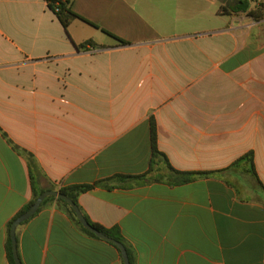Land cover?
<instances>
[{
    "label": "crops",
    "instance_id": "obj_1",
    "mask_svg": "<svg viewBox=\"0 0 264 264\" xmlns=\"http://www.w3.org/2000/svg\"><path fill=\"white\" fill-rule=\"evenodd\" d=\"M71 1L88 22L65 28L46 0H0V264L32 199L14 145L41 188L94 185L79 205L130 264H264V16L220 14L222 0ZM152 120L169 162H154ZM17 239L23 264H125L56 202Z\"/></svg>",
    "mask_w": 264,
    "mask_h": 264
},
{
    "label": "trees",
    "instance_id": "obj_2",
    "mask_svg": "<svg viewBox=\"0 0 264 264\" xmlns=\"http://www.w3.org/2000/svg\"><path fill=\"white\" fill-rule=\"evenodd\" d=\"M48 3V7L50 8V10H52L57 18L59 19V21L61 22V24L65 27L68 28L70 26V24L77 20V19H81L86 21L85 19H83L82 17H80L77 13H75L73 11V7H72V1L71 0H46ZM251 7V2L250 1H243L242 3L235 5V6H231L228 5L226 3V0L221 1V5H220V14L223 15H231L234 13H239V12H244L247 13L248 15H250L251 17L255 18V19H259L262 16H264V5L261 3L257 9H252ZM88 22V21H86ZM116 38L120 43L122 44H126L125 41ZM90 43H92L93 41H89ZM95 46H97L95 44ZM0 131H2L0 129ZM3 135L5 138L8 139V135L5 134L3 132ZM9 140V139H8ZM9 142L12 144V141L9 140ZM151 143H152V151H153V159L154 162L156 159H164L166 162H169L166 155L163 154L159 149H158V144H157V126L154 120L151 121ZM14 148L23 156H25L28 159V163L30 166V172H31V182H32V199L30 200V202L10 221V223L8 224V229H7V254H8V259L10 261V264H15L14 262V258H13V251H12V244H11V226L14 222V220L20 216L22 213H24L25 211H27L33 204L34 202L37 200V198L45 191H49V190H58L61 193L67 195L69 198H71L76 204L79 205V197L81 194L88 192L89 190H91L94 185H90V184H86V185H72V186H62L59 187L58 189L56 188V186L54 184H51L50 188H41L38 185V179L37 177L42 176V171L40 169V167L37 164V161L35 160L34 156L19 148L18 146L14 145ZM242 159H247L248 162H250L252 164V170L251 173L252 175H254V177H257V173L254 167V155L253 153H248L247 155H245ZM151 168L153 169V163ZM169 168L175 172H178L176 169H174L170 163H169ZM180 173V172H178ZM181 175L185 174V173H180ZM126 176H120V178H125ZM190 178H183V181H187ZM260 182V181H259ZM261 184V183H260ZM49 202H56L57 205L87 234L93 236V237H97L94 233H92L91 231H89L88 229H86L85 227H83V225L80 223V221L77 219L73 209L70 207V205L65 202L62 199H58L56 197H48L44 200V202L42 203V206L40 209H42L43 207H45ZM80 207V205H79ZM81 208V207H80ZM82 210V209H81ZM84 213V212H83ZM84 215L86 216V218L88 219V221L97 229H99L100 231L104 232L107 235H113V231L112 230H108L106 228H104L103 226L93 222L85 213Z\"/></svg>",
    "mask_w": 264,
    "mask_h": 264
},
{
    "label": "water",
    "instance_id": "obj_3",
    "mask_svg": "<svg viewBox=\"0 0 264 264\" xmlns=\"http://www.w3.org/2000/svg\"><path fill=\"white\" fill-rule=\"evenodd\" d=\"M226 3L228 5L233 6L236 4V0H226ZM51 196L56 197L58 199H62L65 202H67L70 205V207L73 209L77 219L80 221V223L83 225V227H85L86 229H88L89 231L94 233L97 237L104 239L106 241H109V242L113 243L114 245H116L122 251L124 263L130 264L128 252H127V249H126V246L124 245V243H122L120 240H118L114 237H111V236L105 234L104 232H102L99 229H97L96 227H94L88 221V219L84 215V213L81 210V208L79 207V205L76 204L67 195L61 193L58 190H49V191L43 192L37 198V200L34 202V204L27 211L22 213L20 216H18L14 220V222L11 226V244H12L13 258H14L15 264H23L21 261L19 249H18L17 230H18L19 226L21 224H23L24 222L28 221L30 218H32L39 211L44 200L48 197H51Z\"/></svg>",
    "mask_w": 264,
    "mask_h": 264
}]
</instances>
